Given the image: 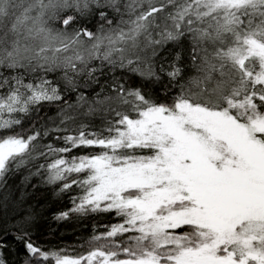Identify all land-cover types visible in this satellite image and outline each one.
Returning <instances> with one entry per match:
<instances>
[{
	"label": "snow or ice",
	"instance_id": "obj_1",
	"mask_svg": "<svg viewBox=\"0 0 264 264\" xmlns=\"http://www.w3.org/2000/svg\"><path fill=\"white\" fill-rule=\"evenodd\" d=\"M0 264H264V0H0Z\"/></svg>",
	"mask_w": 264,
	"mask_h": 264
},
{
	"label": "trees",
	"instance_id": "obj_2",
	"mask_svg": "<svg viewBox=\"0 0 264 264\" xmlns=\"http://www.w3.org/2000/svg\"><path fill=\"white\" fill-rule=\"evenodd\" d=\"M29 202L35 205L37 212H43V216L40 220L41 231L43 232V235L40 237L41 243L58 245L62 248L67 247L68 254H75L81 251L79 247L81 239L86 238L87 235L91 233L94 223L92 219L88 218L81 220L73 216V218L68 220H53L52 214L54 211L63 210L65 206L71 207V204L67 198L56 204H45L43 188H41L35 198ZM41 205H44V207L41 208ZM100 219L101 222H106L102 217Z\"/></svg>",
	"mask_w": 264,
	"mask_h": 264
}]
</instances>
